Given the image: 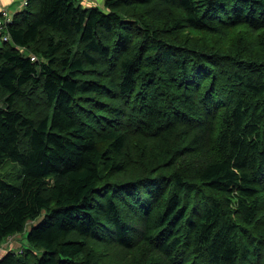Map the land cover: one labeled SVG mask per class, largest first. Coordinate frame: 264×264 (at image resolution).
I'll return each mask as SVG.
<instances>
[{"label": "trees", "instance_id": "trees-1", "mask_svg": "<svg viewBox=\"0 0 264 264\" xmlns=\"http://www.w3.org/2000/svg\"><path fill=\"white\" fill-rule=\"evenodd\" d=\"M92 3L0 45V264H264V0Z\"/></svg>", "mask_w": 264, "mask_h": 264}, {"label": "rangeland", "instance_id": "rangeland-1", "mask_svg": "<svg viewBox=\"0 0 264 264\" xmlns=\"http://www.w3.org/2000/svg\"><path fill=\"white\" fill-rule=\"evenodd\" d=\"M96 3H92L93 5H97V7L101 8L102 9V6H103V1L104 0H95ZM99 2V3H98ZM79 3H82V2H79ZM162 27V26H160ZM171 27L168 26L166 29L168 30L169 28ZM165 29V28H164ZM165 32L167 33V31L165 30ZM2 43V40L0 39V45ZM19 171V168L18 167H13L11 164L9 163H6L4 164V166L0 169V174L4 175L5 177L7 176H11L13 179H11V182H14L15 184H18L19 183V180H17V176H15L13 173L14 172H18ZM29 225H33V224H27L25 229H29ZM27 231V230H26ZM24 237H25V234L23 235H16V236H12L11 238L7 239L6 241H4V244L2 245V249L3 250H7L6 249V246L7 247H10V249H13L14 251H17V250H20L22 248H24Z\"/></svg>", "mask_w": 264, "mask_h": 264}, {"label": "built area", "instance_id": "built-area-1", "mask_svg": "<svg viewBox=\"0 0 264 264\" xmlns=\"http://www.w3.org/2000/svg\"><path fill=\"white\" fill-rule=\"evenodd\" d=\"M79 2H86V3H90L92 0H78ZM29 0H25L21 6V9H24L25 7H27ZM20 9V10H21ZM20 12V11H19ZM17 12V13H19ZM14 16V15H13ZM12 15H9L5 10L1 11V18H0V39L2 40V42H7L9 40V36L7 34V27L8 25L11 24L12 19H13ZM35 58L31 57V61H34Z\"/></svg>", "mask_w": 264, "mask_h": 264}, {"label": "crops", "instance_id": "crops-1", "mask_svg": "<svg viewBox=\"0 0 264 264\" xmlns=\"http://www.w3.org/2000/svg\"><path fill=\"white\" fill-rule=\"evenodd\" d=\"M24 1L25 0H0V13L2 10H5L9 15H12V16L16 15L17 12L22 10L21 6H22ZM99 1H101V0H99ZM94 2H96V1L94 0ZM24 239H25V237H24ZM23 244L25 245V242H23ZM5 251L6 250H3L2 246H1L0 247V258L5 254Z\"/></svg>", "mask_w": 264, "mask_h": 264}, {"label": "bare ground", "instance_id": "bare-ground-1", "mask_svg": "<svg viewBox=\"0 0 264 264\" xmlns=\"http://www.w3.org/2000/svg\"><path fill=\"white\" fill-rule=\"evenodd\" d=\"M75 1H76V0H75ZM30 4H31V3H30ZM10 7H11V6H10ZM10 7H9V8H10ZM11 9H12V8H11ZM28 46H29V45H28ZM27 49H28V48H27ZM31 50H32V49H31ZM32 53H33V52H32ZM22 54L24 55L25 53H22ZM27 59H28V58H27ZM42 59H43V58H42Z\"/></svg>", "mask_w": 264, "mask_h": 264}]
</instances>
